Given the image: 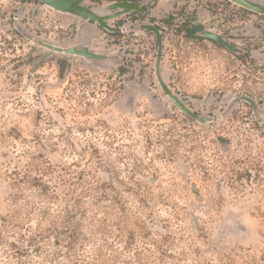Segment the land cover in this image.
I'll return each mask as SVG.
<instances>
[{
  "label": "rangeland",
  "instance_id": "obj_1",
  "mask_svg": "<svg viewBox=\"0 0 264 264\" xmlns=\"http://www.w3.org/2000/svg\"><path fill=\"white\" fill-rule=\"evenodd\" d=\"M122 1L144 2V12L110 20L124 31L112 33L37 0H0V127L21 132L16 148L0 143V231L11 211L10 161L24 148L61 166L72 191L111 184L152 192L143 209L150 227L183 239L160 264H221L217 251L237 253L238 264L249 256L264 264V16L228 0L86 6ZM143 22L160 30L161 52L153 32L135 29ZM18 28L115 61L99 66L52 51ZM159 57L166 86L211 121H196L171 102ZM245 96L257 110L233 104ZM127 197L137 211L138 198Z\"/></svg>",
  "mask_w": 264,
  "mask_h": 264
},
{
  "label": "trees",
  "instance_id": "obj_2",
  "mask_svg": "<svg viewBox=\"0 0 264 264\" xmlns=\"http://www.w3.org/2000/svg\"><path fill=\"white\" fill-rule=\"evenodd\" d=\"M20 135L17 126L0 127L2 145L16 148ZM27 150L10 161L11 211L0 231V264H160L183 240L150 227L143 209L152 192L111 184L72 191L61 166ZM78 179L85 181L84 174ZM127 194L138 198L137 211ZM237 256L216 252L221 264H238Z\"/></svg>",
  "mask_w": 264,
  "mask_h": 264
},
{
  "label": "water",
  "instance_id": "obj_3",
  "mask_svg": "<svg viewBox=\"0 0 264 264\" xmlns=\"http://www.w3.org/2000/svg\"><path fill=\"white\" fill-rule=\"evenodd\" d=\"M38 5H45L57 12L69 14L84 20H88L92 23H96L106 30L115 33L120 32L123 33L122 28H114L109 25V21L120 17L122 15L131 14L134 12L137 13H143L144 12V2H137V1H122L118 3H113L109 6H106L104 9H96L93 7L86 6L87 0H37ZM246 10H249L251 12L260 14L264 16V0H228ZM136 30H145L153 32L159 41L160 44V52L162 49V36L160 33V30L158 27L151 23H139L134 25ZM18 31L22 33L27 39H30L31 41H34L36 44L48 48L52 51L59 52V53H65L68 55H76L86 58L88 61H90L93 64L102 66L105 62L114 60L115 57H110L106 54L97 53L95 51H92L88 46H74L70 48H62L59 46H55L52 44L45 43L41 40H38L31 35H28L25 33L22 29L18 28ZM206 37L215 40L219 44H224L227 47H229L227 44L223 42L220 36L213 34V33H206ZM157 73L160 80L161 87L164 89V91L167 93L169 99L171 102L179 108L183 113H185L187 116L191 117L192 119L196 121H200L202 123H207L208 121H211L210 119L204 118L200 115L195 114L176 94H174L164 83L161 77V57L158 59L157 63ZM238 101H245L249 105L252 106L254 110L258 109L257 103L250 97H239L237 98L233 104H235Z\"/></svg>",
  "mask_w": 264,
  "mask_h": 264
},
{
  "label": "crops",
  "instance_id": "obj_4",
  "mask_svg": "<svg viewBox=\"0 0 264 264\" xmlns=\"http://www.w3.org/2000/svg\"><path fill=\"white\" fill-rule=\"evenodd\" d=\"M252 32H254L255 35H257V30L256 29H252Z\"/></svg>",
  "mask_w": 264,
  "mask_h": 264
}]
</instances>
